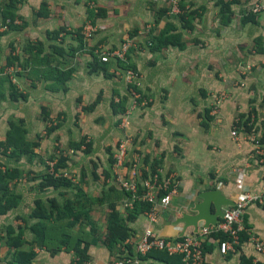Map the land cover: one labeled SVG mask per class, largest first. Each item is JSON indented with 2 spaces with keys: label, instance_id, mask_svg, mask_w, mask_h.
I'll use <instances>...</instances> for the list:
<instances>
[{
  "label": "crops",
  "instance_id": "obj_1",
  "mask_svg": "<svg viewBox=\"0 0 264 264\" xmlns=\"http://www.w3.org/2000/svg\"><path fill=\"white\" fill-rule=\"evenodd\" d=\"M90 1L94 4L91 7H96L91 12H96L97 7L98 10L103 8V14L93 19L97 27L95 36H100L96 46L116 49L126 39L135 43L129 61L140 76L141 92L149 104L136 111L129 121L127 134L132 139L129 160L138 161L139 170L143 166L146 170L156 166L162 178L172 175L180 183L178 193L171 197L167 208L159 212L154 224H149L145 213L130 223L133 236L119 247V252L112 253L103 246L90 249L93 264H109L119 255L127 256L131 252L134 256L135 244L148 227L162 238L182 237L183 225L177 220L181 212L198 201L197 194L201 191L217 188L235 202L246 190H260L264 161L259 162L255 145L241 123L250 119L253 133L262 142L260 146L264 151V11L257 15L250 13L256 4L264 6V0H236L235 3L232 0H184L195 10L189 22L184 23L170 13L166 15L164 9L168 7V0H24L20 4L17 14L21 25L13 30L0 28L1 61L5 65L11 55L7 48L11 43L20 52L25 43L32 42L42 48L39 59L46 55L49 61L48 64L29 62L28 78L18 74L16 82L11 81L17 90L28 94L23 93L26 99L14 103L7 95L2 97L0 141L4 140L5 128L13 117L30 124L32 139L38 138L39 147L35 151L39 157L41 153L55 151V143L64 145L67 139L70 142L69 137L80 138V141L87 137L90 144L97 146L83 157L98 156L102 173L92 183L103 185L101 175L110 168L107 154L115 152L123 137L119 130V110L130 106L128 88L115 76V62H110L107 72L91 73L90 50L77 51V55L67 59L65 55L57 57L52 47L61 42L54 39L58 31L64 32L59 34L62 47L75 46L78 40L75 33L89 19ZM228 2L229 7L224 6ZM41 6L46 15L37 17ZM168 30L169 35L177 37L179 47L151 51L149 37L156 38ZM29 52L21 54L25 58L36 54L32 49ZM56 67L63 73L57 74L60 79L56 74H49L48 69ZM220 93L226 96L218 112L213 114V97ZM95 116L98 119L92 121ZM233 131L236 138L231 136ZM66 171L74 176L71 168ZM111 173L113 176V169ZM122 174L133 176L128 170ZM110 184L117 185L116 181ZM36 187L21 193L17 208L0 214L1 237L6 236L5 228L9 225L24 226L22 218L32 224L34 220H28V216L34 200L52 193L39 194ZM99 212L103 219L94 214L95 219L104 224L106 209ZM244 218L250 232L264 240V206L250 205ZM190 233L192 230L188 229L184 235ZM23 237L26 242L32 240L28 230ZM23 248L30 249L28 244ZM31 249L35 254L33 264H72L74 260L71 252L60 251L51 256L44 249ZM10 251L7 245L0 244V264H7ZM254 259L264 263V254H259L249 241L237 253L222 255L216 243L205 249L207 264H253ZM143 264L167 263H158L149 257ZM168 264L183 263L172 258Z\"/></svg>",
  "mask_w": 264,
  "mask_h": 264
},
{
  "label": "trees",
  "instance_id": "obj_2",
  "mask_svg": "<svg viewBox=\"0 0 264 264\" xmlns=\"http://www.w3.org/2000/svg\"><path fill=\"white\" fill-rule=\"evenodd\" d=\"M24 0H2L0 4V19L1 25L9 28L16 29L18 27L14 26V22L19 19L17 14L18 7ZM236 0H232L235 3ZM168 0V7L164 9L166 15L171 11V7ZM230 3V5L232 4ZM224 6L229 7V2L224 4ZM44 6L37 12V17H44L46 14L43 10ZM179 14L173 15V18L179 19L181 22L191 19L195 10H191L184 0H180L178 4ZM252 15V11L250 12ZM257 15V14H255ZM96 17L98 15H95ZM93 25V22H91ZM83 30L77 31L76 37L79 41V45L75 52L71 53L74 57L77 51H82L87 48V42ZM63 31L55 32L54 39H58L62 42L61 34ZM97 32V31H96ZM64 33V32H63ZM150 36V35H149ZM174 35H169V30L162 33L160 36L153 38L149 37L148 46L153 52H158L162 49L169 47H179L178 41H176ZM58 42L53 47L54 54L57 56H62L64 54V48L62 43ZM40 46V44H38ZM99 49L95 46L90 50L91 56L93 57V62L91 63V73H102L107 72L110 68L111 63H104L96 54V50ZM36 54L33 57L22 58L21 53H30L29 49H24L23 52L12 51L13 54L8 56L7 63L0 68V74L3 76V72L6 67L17 66L19 71L16 73L22 74L25 72L29 66V62L44 61L48 64V56H44L39 59L42 48L36 49ZM132 51V49H131ZM128 54V64L123 62H115L117 69L114 71L116 76V71H127L129 69L135 71L130 65V53ZM57 56V57H58ZM23 59V60H22ZM32 59V61H31ZM113 62V61H111ZM49 74H56V78L60 79L57 74H63L59 69L49 68ZM136 72V71H135ZM48 74V73H45ZM72 74V71L69 73ZM3 78H6L4 80ZM0 79V85L7 81L9 87L14 89L13 84H11V79L8 76H3ZM127 108H123L120 111V116L126 112ZM240 123V122H239ZM240 125V124H238ZM243 131L248 135L254 132L253 126H251L250 119L247 118L241 123ZM20 129L12 124V130L7 135V140L1 145L3 149H0L1 155L9 159L17 158L19 159L22 154H28V149L26 142L22 143L20 136ZM259 141V140H258ZM262 142L259 141L261 145ZM80 150V148H78ZM114 154V153H113ZM113 154L109 159L110 168L104 171L103 175L107 180H110L112 174L111 170L114 167ZM55 160L52 159L51 162ZM68 160L66 158L60 159L58 163L53 167V169L47 170V172L38 174L36 181L39 180L38 185H36V191L39 194H47L49 191L52 192L44 198H39L34 200L31 213L28 216V220H34L32 224H28L25 218H22L24 226H18L17 228L9 225L5 228V237L0 236V244L4 243L10 248V260L7 264H33L35 254L32 251V247H38L49 252L51 256L56 255L60 251L71 252L74 255V260L72 264H84L90 261L89 251L93 246H103L107 248L112 253L115 251L119 252V247L122 246L126 241H128L133 236V229L130 225L138 216L147 212L150 205L139 199L133 200L132 208H126L123 211L120 210L121 203L132 199V194L121 189L119 185L103 186V192L100 195L95 196L85 190L82 185H85V176H80V179L76 181L74 176H70L66 170ZM143 166V165H142ZM95 168V166H94ZM23 175V171L18 168H12L8 166L7 163H2L0 161V214H6L10 210H14L18 207L22 200V195L16 193L15 188L12 186V182L16 179H20ZM157 175L161 178V175L156 170V166H152L147 170L143 166L139 170V176L137 178L138 182L148 180ZM97 180L96 177H94ZM111 181V180H110ZM112 182H115L112 178ZM143 188L138 185V196L142 195ZM57 193V195H53ZM167 192H160L158 196L166 195ZM106 209L104 213L105 222L104 224L99 223L94 217L96 210ZM25 230H28L32 235L31 242H26L23 235ZM219 239H225L226 235H221ZM248 235H243V242L248 241ZM180 239V238H178ZM28 244L29 250L23 248L24 245ZM206 249V248H205ZM241 249V248H240ZM239 249V250H240ZM130 252L129 255H119L118 258H124L132 256ZM151 257L155 262L158 263H170L172 258H177L181 261L180 257L168 256L163 252H151L146 259ZM116 258V259H118ZM144 258V262H145Z\"/></svg>",
  "mask_w": 264,
  "mask_h": 264
},
{
  "label": "built area",
  "instance_id": "obj_3",
  "mask_svg": "<svg viewBox=\"0 0 264 264\" xmlns=\"http://www.w3.org/2000/svg\"><path fill=\"white\" fill-rule=\"evenodd\" d=\"M171 7L170 14H179L178 4L180 0H169ZM252 13L260 14L264 11L262 4H256L251 8ZM96 27L89 23L84 27L83 34L87 41H91L96 34ZM135 47L132 39H126L119 48L103 49L99 47L96 54L104 63L123 62L128 64V54ZM19 71L17 66L6 67L3 76L9 79L16 77ZM116 77L121 78L128 88L131 99L129 108L121 116L119 130L122 132V139L117 144L113 154L114 160V180L117 185L126 192L132 194V199L124 202V207L132 208L133 200L139 199L150 205L145 215L149 224H154L159 216V212L167 208L171 197L178 193L180 183L174 176L159 178L157 175L148 180L138 182L139 163L138 161L129 160L128 152L132 144L131 137L127 134L129 121L133 114L144 109L149 102L143 97L141 92V80L137 72L129 69L127 71H116ZM226 93H220L213 97L211 109L216 114L223 102ZM231 136L236 138L235 131ZM249 140L255 145V152L259 157V162L264 161V151L254 133L248 134ZM131 171L133 176L127 177L122 174L123 171ZM138 185L143 188L142 195L138 196ZM160 192H167L166 195L158 196ZM243 196L236 200L233 205L225 207L224 216L216 223V226L204 227L199 226L196 233L186 234L180 239H167L158 236L155 231L148 227L145 229L138 242L135 244L134 256L118 258L109 264H143L144 258L151 252H163L168 256H177L181 258L183 264H207L205 260V248L207 245L216 243L219 246L222 255L229 252L237 253L243 247V235H248V241L251 242L259 254H264V240L250 232L245 224V212L250 205L264 206V180L260 190H246ZM226 235L225 239H219L221 235ZM84 264H93L87 261ZM253 264H264L258 259H254Z\"/></svg>",
  "mask_w": 264,
  "mask_h": 264
},
{
  "label": "rangeland",
  "instance_id": "obj_4",
  "mask_svg": "<svg viewBox=\"0 0 264 264\" xmlns=\"http://www.w3.org/2000/svg\"><path fill=\"white\" fill-rule=\"evenodd\" d=\"M94 6L93 3H91L90 1V7ZM96 7H91V9L89 8L88 10V17L89 18L87 20V23L85 24V26L91 22H93V19H95V15H98V17H100L103 12V8H101V10H98L99 8L97 7L96 12H91V10H95ZM41 9V8H40ZM45 8H43L44 10ZM100 13V14H99ZM0 23H1V19H0ZM92 24V23H91ZM21 25V22H19V20H16L14 22V26H18ZM84 26V27H85ZM95 26V25H94ZM84 27L82 29H84ZM96 27V26H95ZM0 28H2V30H7L6 27L1 26ZM97 29V27H96ZM13 30V29H12ZM77 31V30H76ZM75 31V32H76ZM97 34V32H96ZM100 40V36H95V39L90 41L89 43L87 42V48H85L84 51H89V49L95 47L97 44H99ZM79 45V41L77 40L75 43V46H73L72 44L70 46H66L64 48L65 53L62 54V57L65 55L67 59H69L71 56L72 52H75V50L77 49V46ZM91 45V46H90ZM0 46H1V42H0ZM3 46V45H2ZM10 47L8 48V52L11 51L10 54H12V51L15 50L14 52H17V49H15L14 43H11V45H9ZM41 46H38L37 42H32L28 43V44H24L22 49H32L33 51H37L36 49H38ZM20 49V48H19ZM21 50V49H20ZM23 50H21L20 52H23ZM6 52V54L8 53ZM9 54V55H10ZM77 55V54H76ZM23 56V55H21ZM46 57V55H44ZM8 58V57H7ZM7 58H6V63H7ZM22 58H25L24 56ZM48 58V57H47ZM1 51H0V68L2 66H4L3 61H1ZM23 60V59H22ZM5 63V64H6ZM89 67V71L90 70V66ZM25 74L23 76V78H28V76L26 74L28 73V69L25 70ZM3 78V76H1L0 74V79ZM16 77H13V79L11 81L16 82ZM8 86V87H7ZM7 87V89H6ZM9 83H2V85H0V102L1 99L4 95H7L8 97H10V101L12 103L18 101L21 102L23 99H26V92H24V90H17L16 87H14V89H9ZM26 93V94H23ZM16 100V101H15ZM11 119V118H10ZM95 119H98V116H95L93 118L92 121H94ZM8 123V122H6ZM12 124H15V127L18 129H20V134L18 136L21 137L22 139V143L26 142L27 146L25 147L26 149H28V154H22L21 157L19 159L12 158L9 159L7 157L2 156L1 151H0V161H2V163H7L8 166L12 167V168H18L19 170L23 171V175L20 179H16L15 181H13L11 184L12 186L15 188L16 193L21 194V193H27V191H30V188L32 186H36L38 185V181H36V179H34L35 177H37L38 174H42L47 172L48 168L53 169V167L56 165V163H58V161L60 159L66 158L68 160L67 162V169L69 170L71 168V171L74 175V177H78L76 178V181L80 179V176H85V185H82L83 188H85L86 190H88L89 193L91 194H97L100 195L103 192V186L106 185L107 187L113 184H110L112 181V178H114V173L113 176H111L109 182L107 181V179L105 178V176L102 174V178H103V185H101V183H96V185L93 182H96V180L94 179V177H96L98 179V175H100L102 173V171L99 169V163L100 161L98 160V156L94 155L92 156V154L88 157H83L84 155L90 154L93 152V149H95L94 147H96L97 145L95 143L90 144L88 138H84L82 137V141H80V138H75V137H69L70 139H72L70 142L61 143L56 145L53 144V147L56 148V150H52L50 153H41L39 157L36 153V149L39 147V143H38V138L37 139H32V134H31V126L30 124L28 125L27 123L25 124L23 121L13 117L10 122L8 123V127L5 128L6 129V134L4 135V140L0 141V149H3V147H1V145L7 140V135L8 133L12 130ZM72 131V130H71ZM70 143V144H69ZM96 145V146H95ZM78 148H80V150H78ZM109 157H111V152L109 154H107ZM50 157L55 160L54 162H51L49 159ZM107 157L105 159V163H107ZM80 159V160H79ZM70 163V166H69ZM95 166V168H94ZM39 167V168H38ZM40 170V171H37ZM104 173V172H103ZM112 174V173H111ZM100 180V178H99ZM100 182V181H99ZM115 183V182H112ZM52 194V193H51ZM53 195H57V193H54ZM126 209V207H124V205L122 207H120V210L124 212V210ZM100 210H96L95 216L96 218H100V220L103 219V215L99 212ZM94 216V217H95ZM100 223V222H99ZM103 225L101 224V227Z\"/></svg>",
  "mask_w": 264,
  "mask_h": 264
},
{
  "label": "water",
  "instance_id": "obj_5",
  "mask_svg": "<svg viewBox=\"0 0 264 264\" xmlns=\"http://www.w3.org/2000/svg\"><path fill=\"white\" fill-rule=\"evenodd\" d=\"M198 201L193 202L186 211L181 212L177 222L183 225L181 236L188 229L192 233L198 231L199 226H216V223L224 216L225 207L233 205L234 202L223 195L217 189L204 190L197 194Z\"/></svg>",
  "mask_w": 264,
  "mask_h": 264
}]
</instances>
